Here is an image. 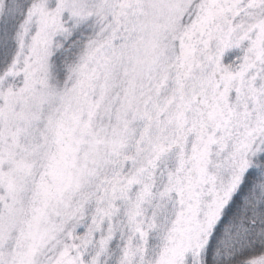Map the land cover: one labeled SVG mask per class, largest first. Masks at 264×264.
Here are the masks:
<instances>
[{
  "label": "snow or ice",
  "instance_id": "obj_1",
  "mask_svg": "<svg viewBox=\"0 0 264 264\" xmlns=\"http://www.w3.org/2000/svg\"><path fill=\"white\" fill-rule=\"evenodd\" d=\"M0 264H264V0H0Z\"/></svg>",
  "mask_w": 264,
  "mask_h": 264
}]
</instances>
